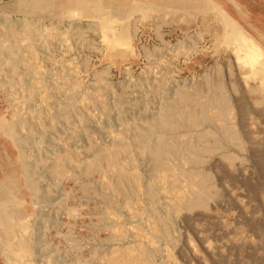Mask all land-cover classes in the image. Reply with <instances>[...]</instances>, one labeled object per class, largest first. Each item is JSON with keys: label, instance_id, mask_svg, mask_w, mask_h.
I'll return each instance as SVG.
<instances>
[{"label": "rangeland", "instance_id": "rangeland-1", "mask_svg": "<svg viewBox=\"0 0 264 264\" xmlns=\"http://www.w3.org/2000/svg\"><path fill=\"white\" fill-rule=\"evenodd\" d=\"M25 1L0 0V21L6 18L16 22L25 14L29 16L30 13H26L22 8L24 5L22 3ZM240 1L247 6L251 17L243 19L236 13L233 14V17L241 21L248 33L258 39L259 36L256 35L257 38L252 33V29L247 26L251 21L259 25L260 28H264V0ZM180 13L182 12L174 15L171 12L166 14L161 11L159 13L152 11L151 15L144 19L139 12L133 14L128 22L136 21L139 28L136 31L135 39L132 40L133 50H130L126 57L106 54L101 35L98 36L85 27L81 30L90 45L82 42L74 28L86 22L85 18L82 20L63 18L61 20V18L51 15H46L45 18H41L39 15L28 17L36 20V27L44 34H47L46 30L54 24L58 29H61V32H65L67 24L74 22V26L69 28L67 35L66 33L55 35L49 42L50 46L37 47L40 57L36 63L40 66L38 68L47 74L43 78H45L47 86H50L49 90L53 88L51 84L60 82L63 75L68 79L77 80L78 84L75 88L76 96L72 101L75 106L68 105L67 109L65 108L68 119L62 117L60 112L58 113L55 103L63 102V100L68 101L66 88L56 89L55 95L53 93L50 99L52 107L46 109L44 114L38 115L35 112L31 114L33 109L44 105L42 95H45L49 90L40 92L42 95L37 93L34 95L35 97L21 99V101L15 100L14 96L16 93L18 95V92L20 96L27 95V90L23 85L27 83L28 79V81L35 79L38 73L23 71L20 73L21 75L18 74L20 77L16 76L14 82L8 84L4 80L7 78L6 70H0V116L12 120L18 109L24 111V115L34 125L39 119L43 121L42 126L36 125L41 131L37 133V136L35 135L36 143L30 148L28 146L25 148L30 161H35H33V173L36 181L42 186L43 192L38 196L39 198H33L34 196L26 188H22L21 192L19 190V196L23 197V203L17 213L28 220V232L30 230L31 237L23 233L27 239L24 246L30 244L29 252L24 258L25 260L13 259L12 264H103L105 255L111 254L112 249L123 247L124 244V246L129 245V243L134 247L145 245L150 249L154 248L152 257L155 264H264V236L261 234V230L264 231V171L258 167L256 160V153L264 155V104L256 107L253 103L254 99L260 98L264 94V90L261 88V90L253 92L251 89H256L254 87L260 83L258 79L248 76L249 67L245 65L244 61L238 60L231 50L228 51L224 49L226 48L224 45L214 42L216 33L212 31L211 26L215 25V19L210 18L208 22L204 21L205 23L202 24L198 21L201 16L196 14L190 24V18ZM204 28L211 30L208 31L207 36L204 35L203 41L199 43L204 47L202 51L189 57L182 53L173 56L176 52L171 49L179 40L184 39L187 33H195ZM97 44L101 51L95 48ZM155 47H161L162 56L154 59V55H152L148 58L146 50H152ZM164 49H166L165 52ZM172 56L173 60H171ZM214 61L219 62L223 69L224 78L229 83H227V89H230L236 97L244 96L253 106L251 114L253 118L247 119L248 121L244 123L243 127L252 129L255 137L254 141H250L248 138L244 141L246 149H239L235 146L223 148V151L235 155L232 164H227L226 160H221L218 156L206 158L202 167L212 173V186L219 192L217 197L209 199L207 208H194L189 211L181 206L184 194L188 192V186L183 181L179 188L180 191L171 192L172 196L170 192L166 191V181H160L156 201L150 200L146 193L131 194L127 196L128 198H124L117 192L110 191V195L114 197L113 202H108L103 196L107 189H102L104 188L103 182L107 179V174H104V172L108 173L106 170L100 169V172L95 170L90 174L82 173L81 175V172L75 171L76 167L69 166L67 171L59 177L50 173L49 161L55 154H58L59 149L63 147L78 149L80 158L87 159L91 152H94L88 148L90 142H94L93 144L97 147H104L119 131L124 129L126 122L131 123L135 117L146 116L155 102L168 95L166 90L159 91L151 87L150 80L164 74L165 78L174 84L175 80L189 83L192 78H200L202 72L205 71L213 76ZM228 62L232 63L231 67ZM101 70L105 71L103 80L108 86L95 89L93 88L96 83L95 73ZM146 74L147 78L144 77ZM53 90L55 91L52 89V92ZM11 96L12 98H10ZM42 103L43 105H41ZM78 109L81 112H78ZM29 110L31 113H28ZM232 111L234 112V110ZM48 113L59 115V117L56 116L58 121L54 127L50 123L51 119H48L50 118ZM73 122L76 123L75 126H78L76 137H74L76 133L71 128ZM130 132L127 130L125 134L130 135ZM40 133H44V136H41ZM180 137L184 136L180 135ZM12 143L10 139L0 133L2 153H0V181L8 175L16 185L20 179L22 180V166L18 160L21 150ZM248 146L252 151L256 148L260 150L256 149V153L252 156ZM40 154L46 155L47 162L46 160L42 162L43 164L40 161L37 162ZM135 157L133 162L135 165L127 157H124L126 166L131 168L130 170L137 169L143 175L140 181L146 188L153 181L149 177L153 175L154 171L145 158H139V155ZM101 170L103 171L101 172ZM183 190L187 191L183 192ZM3 192H0V197L4 196ZM119 196L122 197L119 198ZM171 202H175L173 203L175 211L171 212L174 223L173 231L171 236H164L152 228V219L149 215H151L152 209L161 215L166 210L165 215ZM120 227L127 231V235L124 234L125 238L118 239L119 236L116 233L122 229ZM125 230L124 232H126ZM138 231L140 234L137 233ZM149 239H152L153 242ZM1 256L0 253V264H6L4 256Z\"/></svg>", "mask_w": 264, "mask_h": 264}, {"label": "bare ground", "instance_id": "bare-ground-1", "mask_svg": "<svg viewBox=\"0 0 264 264\" xmlns=\"http://www.w3.org/2000/svg\"><path fill=\"white\" fill-rule=\"evenodd\" d=\"M22 4H24V7L22 6V8L25 9L24 11L30 13L29 16L25 14L23 17L17 19L16 22L9 21L6 18L0 21V70H6L5 75H7V78H4L5 83L10 84L12 81L14 82L16 76L23 71L27 73H38L35 79H30V81H28V79L27 83L23 85L25 87L24 89L27 90V95L20 96L19 92L18 95H16L17 91H14L16 93H14V99L17 101L33 98L35 94L43 92L46 89L49 90L50 86H47L48 84L44 81L45 78H43L47 74L40 70V68H38L40 66L36 63V60L40 57L39 52H37V47L41 48L48 46L52 37L55 35H64L65 33L67 35V33H69V28L72 25L74 26V22L67 24L65 32L62 31L64 32L62 33L60 31L61 29H58V27L55 26L56 24H54V26L46 30L47 34H44L36 27V20L28 18L38 15L41 16V18H45L46 15H51L61 18V20L63 18L78 20L85 18L84 20H86V22L74 28L75 33L79 35L81 41L90 45L89 41L84 36L83 30H81V28L85 27L95 32L98 36L101 35L105 44L106 54L119 57H126L128 52L133 50L132 40L135 39L136 31L139 27L136 21L128 22V20L137 12L142 15L143 19L148 18L152 11L156 13L161 11L166 14L171 12L174 15L182 12L183 14H180L190 18V24L193 18L196 17V14L201 16L198 21L202 24L205 23L204 21L208 22L210 18L215 19V25L211 26V28H213L212 31L216 33L214 42L219 45H224L226 47L224 49L228 51L231 50L238 60L244 61L245 65L249 67V72L245 73L253 79H258L260 83L254 87L256 89H251L253 92L258 89L261 90V88L264 90V28H260L259 25L250 21L247 27L252 29V33L255 34V36H259V38L256 36L258 38L256 39L248 33L245 29L246 27L241 24V21L233 17L235 13L239 14L243 19L251 17L249 9L240 0H26L25 3L23 2ZM174 21L177 20L174 19ZM210 30L211 29L208 30L204 28L195 33H187L184 39L176 43L175 47L172 49L169 48L176 52L173 56L182 53L189 57L202 51L204 47L199 43L203 41L204 35L207 36ZM95 48L101 51L98 44L95 45ZM165 50L166 49H164V52ZM162 53L161 47L146 50L148 58L152 55H154V59L159 58L162 56ZM173 56L171 60H173ZM228 63L231 64V67L232 63ZM213 68V76L209 75L208 71H205L202 72L200 78H192L189 83H181L175 80L173 84L171 80L165 78L164 74L159 78L150 80L151 87L159 91L166 90L168 95L163 96L158 102H155V105L146 116L135 117L133 122H126V126L122 124L124 129L119 131L110 142L108 141L109 144L104 147H97L93 144L94 142H90L88 148L94 152L92 153L90 151V156L86 154L89 157L87 159L80 158L78 149L60 147L61 149L58 150V154L54 153L55 156L49 161L48 167L50 173L59 177L67 171V167L69 166L72 168L76 167L75 171L81 172V175L82 173L90 174L95 170H106L108 173L104 172V174H107V179L104 180V188L102 189H107V192L105 191L106 193L103 196L108 202H113L114 197L110 195V191L113 193L115 191L117 194L124 196V198L131 194L139 195L146 193L150 200L156 201L160 181H166V191L170 192V194L175 190L180 191L179 188L183 181V183L188 186V192L184 194L181 206L189 211L194 208H207L209 206V199L217 197L219 192L212 186V173L202 167L206 158L218 156L221 160H226L227 164H232L235 155L223 151V148L235 146L239 149H246L247 146H245L246 144L244 141L247 138L250 139V141H254L253 139L255 137L252 129L243 127L244 123L248 121L247 119L253 118L251 116L253 106H251L244 96L236 97L230 89H227L229 83L226 82V78H224V74L222 73L223 69L219 62L216 61ZM69 70H72V68H69ZM126 72L128 73L127 70ZM20 75L18 77H20ZM104 75V70L95 73L96 83L93 88L101 89L102 87H106L105 85H107V83L103 80ZM2 76L4 75L2 74ZM144 77L147 78V74L144 75ZM61 78L60 82L51 84L53 87L52 89H55V91L53 90L52 92V89H50L45 95L40 93L43 96L42 100L44 105L43 103L41 104L43 106H38L36 109H33L32 113L30 110V112H26L31 114L35 112L38 113V115L41 113L44 114L43 112L47 111L46 109L51 106V95L56 92V89L60 90L61 88H66V97L68 101L63 100V102L57 101L55 103L58 107V113L60 112L62 117L64 116V118L66 117L68 119L65 108L68 105L71 107L75 106V103H72V101L76 96L77 90L75 88L78 82L76 83L77 80L68 79L67 76L64 75ZM166 86L168 87L166 88ZM9 87L13 88L14 86ZM17 89L19 90L18 87ZM10 98H12V96ZM253 103L256 107L264 104V94L260 98L254 99ZM232 110H234V112ZM79 111L78 109V112ZM48 115L50 117L48 119H51L50 123L54 127L56 121H58V118L56 120L58 114L55 116L53 113H48ZM42 124L43 121L39 119L37 124L34 125L32 121L24 115V111L18 109L15 118L12 120L0 116V133L10 139L13 142L12 144L20 148L21 151L18 155V160L22 166V180L20 179L19 183L17 182L18 184H13V180L10 176L8 177V175L0 181V192L4 191V196L0 197V253L4 256L7 262L6 264H12L13 259L18 261L19 259H24L29 252L30 244L24 246L27 239L23 236V233L28 234V237L30 236V230L28 232V220L22 218L17 212L23 203V197L19 196L22 188L29 190L30 194L34 196L33 198H39L38 196L43 192L42 186L36 181V177L33 173L34 160L30 161L25 151L26 146L30 148L36 143L35 135L37 136V133H39L40 130H38V127L42 126ZM75 124L76 123L73 122V126L71 127L76 133L74 137L77 136L78 129V126H75ZM36 125H38V127ZM127 130L131 131L130 135L125 134ZM44 133H40L41 136H44ZM180 135L184 137H180ZM248 149H250L252 155L256 153L255 150L257 148L252 151L250 146H248ZM256 154L257 165L264 171V155ZM137 155H139V158H145L155 173L152 172L153 175L149 178L153 181H151L146 188L142 186L143 183L141 184L140 181L143 175L140 174L137 169L130 170L131 168L129 169V167L127 168L126 166L127 163L124 157H127L133 163ZM45 156L46 155L40 154L37 162H44L46 160ZM103 170H101V172ZM184 191L186 192L187 190H183V192ZM102 193L104 192L102 191ZM122 196H119V198ZM103 202L105 201L103 200ZM173 203L171 202L169 204L170 207L165 215L164 213L166 210H164L163 215H161L155 209H152L151 215H149L152 219V228L164 236H171L170 234L173 231L174 223L171 215V212L175 211L173 210ZM117 206L119 207V204ZM138 210L140 211V209ZM122 229L118 231L115 229L117 231L116 235L118 234L119 237L115 236L118 237V239L120 237L125 238L127 235V231L124 229L126 231L124 232ZM137 233H139V231ZM261 234L264 236L263 230H261ZM149 241L153 242L152 239H149ZM124 245H122L123 247L120 246V248L112 249L111 254L108 256L105 255L103 264H155L152 257L154 255V248L152 246L153 249L145 245H137L134 247L131 246V243L126 246ZM14 262L16 261L14 260Z\"/></svg>", "mask_w": 264, "mask_h": 264}, {"label": "crops", "instance_id": "crops-1", "mask_svg": "<svg viewBox=\"0 0 264 264\" xmlns=\"http://www.w3.org/2000/svg\"><path fill=\"white\" fill-rule=\"evenodd\" d=\"M0 153H1V150H0ZM2 154V153H1Z\"/></svg>", "mask_w": 264, "mask_h": 264}]
</instances>
